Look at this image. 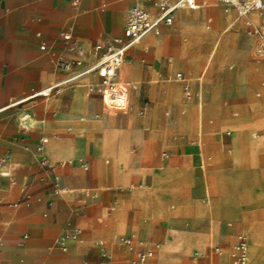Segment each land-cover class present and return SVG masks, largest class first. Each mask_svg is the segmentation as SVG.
<instances>
[{
	"label": "crops",
	"instance_id": "obj_1",
	"mask_svg": "<svg viewBox=\"0 0 264 264\" xmlns=\"http://www.w3.org/2000/svg\"><path fill=\"white\" fill-rule=\"evenodd\" d=\"M196 1L198 8H183L212 4ZM135 4L152 17L159 14L148 0H0V264H130L138 248L120 247L122 236L160 244L149 264H234L230 251L239 234L249 242L248 264H264V207H257L264 200V137L255 149L238 131L230 162L217 157L228 167L207 170L195 147L216 149L218 136L210 127L203 135L199 127L198 140L190 141L202 119L190 120L200 100V79L196 88L166 64L145 69L135 60L157 46L175 13L170 25L160 23L131 47L129 66L120 68L119 79L140 83L149 97L143 105L137 101L139 107L112 115L110 110L120 109H109L100 94L86 88L97 80L94 75L73 89L41 93L84 67L57 68V54L72 56L60 31L81 37L73 32L88 50L87 66L98 55L95 42L123 36ZM178 73L184 81L176 80ZM154 76L165 84H147ZM172 82L182 84L184 96ZM255 96L264 99V81ZM206 98L209 102V94ZM258 117L264 119V108ZM41 158L48 168L40 166ZM54 176L63 191L54 192ZM74 229L81 230L80 238L67 241L63 250L58 238ZM103 249L110 258L102 256Z\"/></svg>",
	"mask_w": 264,
	"mask_h": 264
},
{
	"label": "rangeland",
	"instance_id": "obj_2",
	"mask_svg": "<svg viewBox=\"0 0 264 264\" xmlns=\"http://www.w3.org/2000/svg\"><path fill=\"white\" fill-rule=\"evenodd\" d=\"M211 3H216V1L212 0ZM150 4L153 3L150 2ZM217 11L218 13L215 14L206 11L205 8L202 10L178 9L175 12L173 24L162 27L161 34L157 37L160 38L157 46L150 50L148 55L144 54V50L141 56H135V60L143 64L145 69H158L166 64V66H170L171 72H183L190 80L191 85L196 88V79H200L202 85L198 91L199 97L203 100V115L199 125L192 132L190 141L198 140L199 127L203 135L207 134L206 128L210 127V131L218 136L219 141L216 149L210 145L204 149L205 145L203 144L202 150L199 149L201 145L198 150L195 147V152L198 151L200 154V164H204L207 170L228 167L224 160H217V157L219 155L218 159L220 157L227 158L230 162L233 157V139L239 135L240 131H243L241 136L251 141L250 144L255 149L260 147L261 138L264 137V119L258 117L260 109L264 108V99L255 96V93L261 89V82L264 81V59H259L256 55L259 40L247 35L244 24L242 23V29L240 21L235 24V27H230L227 30L230 23L236 18L235 10L226 11L224 7L217 6ZM254 15L255 17L252 15L254 22L264 27V10L255 12ZM209 17H213L211 23L207 22ZM216 22L217 25L214 27ZM74 34L79 39L81 38L75 32ZM97 36V34L94 35V37ZM152 36L149 35V37ZM218 40H220L218 50L212 55ZM146 42L148 41L145 40L142 43ZM149 46L151 48V45ZM234 54L241 55V58H235ZM57 56L58 54L55 61ZM209 74L211 75L209 76ZM152 79L146 83L165 84L160 81L159 76H154ZM170 84L179 86L183 95L182 84L175 82ZM139 85L140 83L136 84L137 88L129 92L130 106H135L134 103L137 101L140 106L149 101V97H144L143 92L140 91ZM208 94L209 102L206 98ZM120 105L117 107L120 110H110L109 113L112 115L123 113L125 110H121ZM189 108L187 104L188 114H190ZM180 115L182 114L180 113ZM232 122L238 125L232 127L230 125ZM256 139L257 141H255ZM195 166L199 170L198 162H195ZM260 167L263 170L260 176L264 183V164ZM235 177L238 176L235 175ZM242 183L250 182L243 178ZM137 185L139 183H135V186ZM213 199L211 198L210 201L212 204ZM257 207H264V200ZM232 253L233 247L230 255Z\"/></svg>",
	"mask_w": 264,
	"mask_h": 264
},
{
	"label": "built area",
	"instance_id": "obj_3",
	"mask_svg": "<svg viewBox=\"0 0 264 264\" xmlns=\"http://www.w3.org/2000/svg\"><path fill=\"white\" fill-rule=\"evenodd\" d=\"M148 1L152 2L153 5L158 8L159 14L156 17H152L151 14L139 4L131 6L128 10L123 36L107 38L95 42L92 45V49L98 55L96 59L87 66H85V63L88 57V50L85 43L76 38L71 29L60 31L59 37L67 50L72 53V56L69 58L58 56L56 60L57 68L72 71L75 68L84 67L80 71H72L67 78L57 82L41 93L47 96L53 90H59L65 87L73 89L81 84V79L84 76L94 75L97 77V80L86 84L88 92L100 94L104 104L109 109H116L119 103H121V110H128L129 90L136 89L137 87L136 84L119 79L120 68L126 60L128 50L140 43L158 24L165 23L170 25L177 9L183 7L196 9L199 7L196 0ZM217 1L226 11L231 9L235 10L236 18L230 23L229 27L234 26L238 21H242L247 35L258 38L259 43L256 49V55L259 59H264V27L256 24L252 17L254 12L264 10V0ZM38 35L40 36V34ZM42 48H45V44H42ZM176 80L184 81V75L178 73L176 75ZM184 90L187 98H190V88L186 85ZM258 96H260V93H258ZM144 111L145 110L142 108L138 110V113L143 114ZM43 149L44 146L43 143H41L37 150L38 152H42ZM39 164L42 168H48L50 166L46 158H41ZM53 189L54 192L57 193L63 191L56 176H54ZM80 235L81 230L79 229L67 230L58 238L57 243L63 250H66V242L69 240H78ZM118 245L128 250L138 248L135 258L131 260L130 264H149V260L154 257L156 250L160 246L159 243L148 244L143 240H138L131 236L120 237L118 239ZM247 245L248 240L246 235L239 234L236 243L233 245V253L231 254L234 264H248ZM214 250L221 253L218 247L214 248ZM102 256L110 258L106 249L102 250Z\"/></svg>",
	"mask_w": 264,
	"mask_h": 264
},
{
	"label": "bare ground",
	"instance_id": "obj_4",
	"mask_svg": "<svg viewBox=\"0 0 264 264\" xmlns=\"http://www.w3.org/2000/svg\"><path fill=\"white\" fill-rule=\"evenodd\" d=\"M125 2V1H124ZM204 3V2H203ZM123 6V5H122ZM125 7V6H124ZM206 11H210L212 13H218L217 11V5L215 3H212L211 5H209L208 7H204ZM122 9V8H121ZM125 11V10H124ZM220 16V15H218ZM121 18V17H120ZM219 21L218 17H217V22ZM217 22L214 24V27L217 25ZM207 33V32H206ZM209 33V32H208ZM219 43H220V40H218V42L216 43V46L212 52V55H214L216 53V51L218 50V47H219ZM129 65L126 63V61L122 64V70H126V68L128 67ZM206 71V70H205ZM204 71V73H205ZM122 80H125V78H123ZM202 85V84H201ZM202 89V88H201ZM121 104V103H119ZM188 106L190 107V103L188 104ZM194 109H196V120L200 119V117L202 118V115H203V108H204V105H203V100L202 98H200V100L198 101V103L196 105H194ZM191 122H194L195 121V117H192L190 118ZM202 134V133H201ZM237 135V134H236ZM257 146V145H256ZM257 148V147H256ZM64 152V151H63ZM249 243V242H248ZM247 251H248V245H247Z\"/></svg>",
	"mask_w": 264,
	"mask_h": 264
}]
</instances>
